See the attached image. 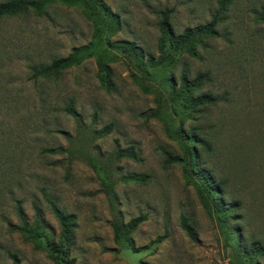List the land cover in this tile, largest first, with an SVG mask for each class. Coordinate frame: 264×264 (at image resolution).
I'll use <instances>...</instances> for the list:
<instances>
[{"label": "rangeland", "instance_id": "1", "mask_svg": "<svg viewBox=\"0 0 264 264\" xmlns=\"http://www.w3.org/2000/svg\"><path fill=\"white\" fill-rule=\"evenodd\" d=\"M102 1L117 17L99 12L92 55L49 76L33 77L31 67L92 39L83 8L54 1L0 17V264H12L11 254L20 264H52L18 227L39 225L58 239L54 207L75 215L76 264H264V0H230L218 35L196 57L179 49L145 72L108 42H135L143 63L155 61L163 11L180 36L206 24L216 0ZM99 60L110 89L97 77ZM182 70L205 76L191 99L206 93L212 104L172 101L165 79L179 89ZM159 104L160 116H149ZM179 125L205 141L200 162L223 181V205L235 203L225 228L185 185L181 166L165 161V152L182 154L172 134ZM129 147L136 158L118 156ZM139 215L131 242L116 245L112 221ZM251 241L263 251L248 260Z\"/></svg>", "mask_w": 264, "mask_h": 264}, {"label": "trees", "instance_id": "2", "mask_svg": "<svg viewBox=\"0 0 264 264\" xmlns=\"http://www.w3.org/2000/svg\"><path fill=\"white\" fill-rule=\"evenodd\" d=\"M54 1H61L68 5H74L83 8L85 13L94 25V32L92 39L83 45L73 46L65 57H59L51 60L48 64H41L32 66V75L49 76L53 73H58L62 70L68 69L72 66L78 65L81 61L92 55L96 47V38L101 32L100 22L98 16L99 12L107 15V17H117V15L110 11V8L102 0H4L0 1V17L12 16L25 11L41 12L47 5ZM230 0H216V8L213 11L210 20L204 25L195 27H186L182 35L174 36L169 23V11H163V18L159 22V30L161 33L160 50L161 56L157 60H147L143 63V51L140 46L132 41H115L108 42L109 46L119 49L123 52H129L137 57V67L141 71H147L148 67L161 63L162 60H167L171 63L174 57L171 56L176 50H185L190 56H197L196 48L198 45H203L205 41L210 38H215L218 35V27L226 19ZM94 7V9H92ZM96 8V9H95ZM98 10V12H97ZM161 60V62H158ZM162 64V63H161ZM98 71L97 77L102 87L106 89L111 88L110 70L107 62L102 60L97 61ZM204 75L198 73L193 79H189L185 70H182L180 75V86L176 89L171 77L165 79L170 89V97L172 101H183L184 108L195 109L200 105L212 104L214 99L208 94H201L198 99L192 100V91L198 88ZM160 104L157 108L149 114V116H160ZM71 109L69 108L68 111ZM170 129V128H169ZM172 134L176 139L184 142L182 143V154H171L165 152L167 163L178 164L182 168L185 185H193L201 200L202 206L207 213L215 218L222 228L226 227L228 217L233 214L235 203L223 205L219 195L221 194V183L223 181L217 180L211 171L202 166L200 158H202L201 150L204 148V140L192 128L184 130L181 125L178 129H174ZM119 157L136 158V154L132 147L121 149L117 152ZM141 178L140 180H142ZM53 213L59 223L60 232L58 239H53L39 225L30 226L24 224L18 227L19 232L30 241L46 252L47 257L52 264H76V259L72 255V247L74 244L73 231L75 227V215L66 214L57 207L53 208ZM145 217L139 215L131 218L127 223L121 220L112 221L113 239L116 245L124 242H131V234L143 222ZM184 230L189 237L194 238V230L189 222L183 218L181 222ZM234 229L228 230V234H233ZM236 237V236H235ZM249 254L252 259L255 254H260L263 251L262 246L258 241H251L249 244ZM12 264H20L16 255H10Z\"/></svg>", "mask_w": 264, "mask_h": 264}]
</instances>
